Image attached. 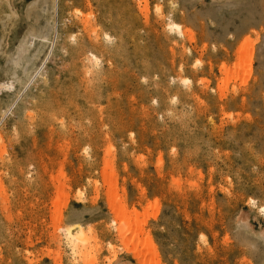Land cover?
<instances>
[{"label":"rangeland","instance_id":"rangeland-1","mask_svg":"<svg viewBox=\"0 0 264 264\" xmlns=\"http://www.w3.org/2000/svg\"><path fill=\"white\" fill-rule=\"evenodd\" d=\"M139 1L118 27L59 0L62 37L35 53L43 0H0V80L27 79L12 107L0 91V264H264V0H149V21ZM80 76L98 98L72 96Z\"/></svg>","mask_w":264,"mask_h":264},{"label":"bare ground","instance_id":"bare-ground-1","mask_svg":"<svg viewBox=\"0 0 264 264\" xmlns=\"http://www.w3.org/2000/svg\"><path fill=\"white\" fill-rule=\"evenodd\" d=\"M48 1L49 0H43V8H44V13L46 14V12L48 11V15L46 16V28H48L47 30H41L40 31V33L39 34H36V35H34V36H32V38H30V41H29V45H31V46H37L36 47V51H35V53L37 52V53H40V45H42V43H40L39 45H37L36 44V41H37V39L39 38H41V40L45 43V42H49V41H53V40H55L56 38L57 39H59V38H61L62 37V32H60V28H59V16H60V14H59V10L57 11V8H59V6H60V4H59V0H52V2H51V5H50V7H48L49 6V4H48ZM98 1V3H99V5L102 7V10H103V16L105 17V19H114L113 20V23L115 24V26H118L119 27V25L121 24V23H123V19H121V17L120 18H116V16H115V18H114V15H115V8H117L116 7V2H120L122 5H125V3L124 2H126V0H97ZM90 3V2H89ZM124 3V4H123ZM121 4H119L120 6H122ZM126 5H125V9H126ZM132 7V6H131ZM138 7H139V10H141V12L144 14V16H146V19L148 20V17H149V12H150V2H149V0H140L139 1V4H138ZM158 7V6H157ZM128 8H130L129 6H128ZM122 9V8H121ZM158 10H159V12L161 13V15L163 14V7L162 6H160L159 8H157ZM128 10V9H127ZM114 12V13H113ZM129 13H130V15L133 17L134 15H135V17L133 18L134 19V21H135V18H137V14H136V12L134 11V9H129ZM128 13V14H129ZM130 17V16H129ZM162 18V17H161ZM83 19V18H82ZM81 18H80V21L82 22V25H83V27L86 29V27H88V25L87 24H89V26L92 28V29H94L95 28V26H93L92 25V23H91V21H90V19H89V17H87L86 19H83L82 20ZM129 19H131V18H129ZM79 20V19H78ZM77 20V21H78ZM165 20V19H164ZM149 21V20H148ZM74 22V21H73ZM81 22H80V24L79 25H81ZM76 24V23H75ZM170 29H172V30H174V31H176L177 33H178V35H181L182 37L184 36L185 37V39H189V40H193L194 39V34H193V32L191 31V30H189V29H185L181 24H178V23H173V24H170ZM53 28H54V32L52 31L53 30ZM49 30V31H48ZM98 29L97 28H95V30H93L94 32H96ZM51 32H52V37L50 36L51 35ZM98 33V32H97ZM106 34V33H105ZM75 35H73V37H74ZM90 38V37H89ZM106 39L107 40H109L110 42L112 41V39H111V37L109 36V35H107V37H106ZM73 40V39H72ZM76 40H78V39H76ZM95 40V39H94ZM79 41V40H78ZM100 42V41H99ZM102 42V41H101ZM26 43V42H25ZM93 45L95 44V43H93V42H91ZM77 44V43H76ZM103 44V43H102ZM81 45V44H80ZM99 45V44H98ZM78 46H79V43H78ZM97 46V45H96ZM100 47H104L108 52H112V54H113V56H115V58L116 59H118L119 60V57H118V48H117V46H115V47H112L111 45H109V46H100ZM103 48V49H104ZM172 50H173V48H172ZM175 50V49H174ZM173 50V51H174ZM176 52V51H175ZM174 52V53H175ZM32 55H34V53H32ZM80 55V54H79ZM89 55V54H88ZM87 55V56H88ZM93 55V54H92ZM86 57V56H85ZM91 58H93V67L95 66V67H100L99 66V63H100V58L98 57V56H96V55H93V57L91 56ZM88 59V58H87ZM16 60V59H15ZM83 60V59H82ZM91 60V59H90ZM89 59L87 60V61H90ZM84 61H86V60H84ZM84 61H81L82 62V65H84L85 66V63H84ZM120 61H124V60H120ZM16 62V61H15ZM18 62V61H17ZM16 62V63H17ZM78 62V61H77ZM91 62V61H90ZM89 63V62H88ZM87 64V63H86ZM123 64H125L124 62H123ZM88 66V65H87ZM84 68V67H83ZM18 70H20V72L18 71ZM84 70H85V68H84ZM117 70V69H116ZM86 72L87 71H92V72H94L93 73V75H94V78H93V80L95 79V81H96V86H97V88H99L98 87V85H100V83L102 84L103 82H106L107 83V87L109 88V87H112V84H114L113 82H111L112 80H113V77H112V79H110L111 77V72H109V74H107V75H104V73L106 72V70H105V72H103V71H100V69H98V70H96V71H94L91 67H86V70H85ZM91 72V73H92ZM113 74V73H112ZM117 74V73H116ZM104 75V76H103ZM113 76V75H112ZM114 76H115V74H114ZM123 76V75H122ZM85 78V77H84ZM82 76H80L79 77V79H78V83H77V81H76V85H78V86H73V87H71L70 88V91H71V94H72V96L74 97V96H77V95H81L82 94V92L84 91L87 95H88V98L89 99H96V98H98V94L99 93H96L95 91V89H93V86L95 85V84H93L92 85V87H91V85L89 84V82L86 80V79H84ZM121 78V77H120ZM188 81H190V79H186V81L185 82H188ZM91 82H92V80H91ZM27 85V79H26V68H25V66L24 65H21L20 66V63H18V65L17 64H15L14 63V72H13V74H12V76L11 77H8V78H6V79H4V80H0V91H3V93H4V91H6V92H8V93H10L11 94V98L9 99V101L7 102V105H10L11 107L14 105V98L17 96V93H19V92H21L22 93V91L26 88L25 86ZM95 86V87H96ZM96 88V89H97ZM103 88V87H102ZM101 87L99 88V89H102ZM98 90V89H97ZM101 91V90H100ZM99 91V92H100ZM102 94V93H101ZM3 95V94H2ZM100 95V94H99ZM104 95V94H103ZM111 95V94H110ZM5 99H7V98H5ZM19 99V98H18ZM17 99V100H18ZM3 101H4V99H3ZM94 101V100H93ZM6 102V101H5ZM4 102V103H5ZM16 102V101H15ZM70 102V101H69ZM9 103V104H8ZM59 103V102H58ZM60 104H61V102H60ZM71 104H74V103H71ZM76 105V104H75ZM51 106V105H50ZM65 106V105H64ZM67 106V105H66ZM49 106L47 105V108H48ZM78 107V106H77ZM54 107L52 106V109H53ZM51 109V108H50ZM51 109V111H54V113L56 112V109L55 110H52ZM64 109H65V107H64ZM64 109H61V111L63 110V112H65V110ZM58 110V109H57ZM50 111V112H51ZM68 110H66V112H67ZM65 112V113H66ZM70 112V111H69ZM46 113L48 114L49 112H47L46 111ZM53 113V114H54ZM64 113V114H65ZM82 113V112H81ZM50 114V113H49ZM52 114V113H51ZM47 117V116H46ZM50 117V116H49ZM44 118L42 117V120H43ZM46 119V118H45ZM48 119V118H47ZM47 119H46V121H47ZM50 119V118H49ZM41 120V121H42ZM45 121V122H46ZM50 121V120H49ZM42 122H44V121H42ZM41 124V123H40ZM44 124V123H43ZM45 125V124H44ZM38 126H36V128H37ZM27 129V128H26ZM31 130H32V128H30ZM31 130H30V132H31ZM34 130V129H33ZM32 130V131H33ZM35 131V130H34ZM27 132V131H26ZM24 133H25V130H24ZM30 134V133H29ZM13 163V162H12ZM77 214V213H76ZM73 215V216H71V218H69V220H70V224H69V226H68V228H67V232H66V236H67V240H68V242L70 243V245L72 246V250H73V252L74 253H78L79 251H81L80 250V248H79V244H81L82 243V240L81 239H85V229H84V227L81 225V217L79 216V215ZM115 224V223H114ZM120 235L123 237V235H124V233H123V231H121V233H120ZM85 241V240H84ZM83 245V244H82ZM84 246V245H83ZM84 251V250H83ZM80 256V255H79Z\"/></svg>","mask_w":264,"mask_h":264}]
</instances>
